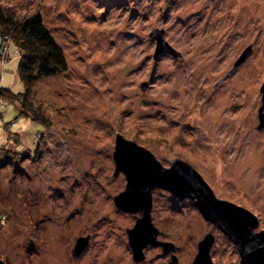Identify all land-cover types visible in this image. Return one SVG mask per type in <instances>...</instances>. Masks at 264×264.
<instances>
[{
	"label": "rangeland",
	"instance_id": "obj_1",
	"mask_svg": "<svg viewBox=\"0 0 264 264\" xmlns=\"http://www.w3.org/2000/svg\"><path fill=\"white\" fill-rule=\"evenodd\" d=\"M0 11L16 21L38 15L68 65L27 90L31 111L0 102V260L136 264L126 230L142 211L114 207L126 187L112 157L117 135L164 168L185 162L264 232V0H0ZM153 30L180 56L154 60ZM19 62L0 38V87L14 94L24 92ZM191 203L153 191L151 224L174 251L147 247L141 264H191L206 233L213 264H239L233 243ZM81 237L88 246L73 257Z\"/></svg>",
	"mask_w": 264,
	"mask_h": 264
},
{
	"label": "water",
	"instance_id": "obj_2",
	"mask_svg": "<svg viewBox=\"0 0 264 264\" xmlns=\"http://www.w3.org/2000/svg\"><path fill=\"white\" fill-rule=\"evenodd\" d=\"M149 38L156 42L154 60L165 50H170L174 58L180 56L164 41L162 31L153 30ZM249 53L250 49L244 51L235 66ZM260 93L259 125L256 129L258 132H264V82ZM112 157L115 174L122 173L126 179L124 192L114 198V207L131 214L142 211V217L136 220L135 226L126 231L134 263L140 264L144 261L143 251L147 247H162L163 253L166 254L174 251L172 244L157 240L158 230L150 221L152 193L155 189L162 188L174 198L191 201L202 219L233 243L240 257L239 264H264V232L255 233L259 225L258 219L242 207L217 199L211 188L191 166L175 159L169 168H164L149 151L121 135L115 138ZM214 242V237L206 233L196 245L197 253L191 264H212L210 252ZM87 246L88 238H79L71 255L80 256ZM171 260L176 263L174 256ZM0 264L5 263L0 260Z\"/></svg>",
	"mask_w": 264,
	"mask_h": 264
},
{
	"label": "trees",
	"instance_id": "obj_3",
	"mask_svg": "<svg viewBox=\"0 0 264 264\" xmlns=\"http://www.w3.org/2000/svg\"><path fill=\"white\" fill-rule=\"evenodd\" d=\"M0 38L9 39L20 55L16 75L24 89L23 93L14 94L0 87V102L22 101V106L31 111L25 101L27 90L42 80L65 73L68 65L64 53L38 15L16 21L0 11Z\"/></svg>",
	"mask_w": 264,
	"mask_h": 264
},
{
	"label": "flooded vegetation",
	"instance_id": "obj_4",
	"mask_svg": "<svg viewBox=\"0 0 264 264\" xmlns=\"http://www.w3.org/2000/svg\"><path fill=\"white\" fill-rule=\"evenodd\" d=\"M165 51L167 52V51H169V50H165ZM165 51H163V52H165ZM163 52H162V53H163ZM169 52H170V51H169ZM162 53H161V54H162ZM186 201H187V199H186ZM191 204H192V203H191ZM192 206H193V204H192ZM206 223H207V222H206ZM212 226H213V225H212ZM126 231H127V230H126ZM157 238H158V236H157ZM214 243H215V242H214ZM196 245H197V244H196ZM156 248H160V249H161V247H156ZM196 249H197V248H196ZM210 253H211V252H210ZM140 264H141V263H140Z\"/></svg>",
	"mask_w": 264,
	"mask_h": 264
},
{
	"label": "bare ground",
	"instance_id": "obj_5",
	"mask_svg": "<svg viewBox=\"0 0 264 264\" xmlns=\"http://www.w3.org/2000/svg\"><path fill=\"white\" fill-rule=\"evenodd\" d=\"M155 51H156V48H155ZM145 86V85H144ZM142 88H143V86H141ZM146 87V86H145ZM141 88V89H142ZM177 199H179V198H177ZM180 200H186V199H180ZM201 216V215H200ZM202 217V216H201ZM227 238V237H226ZM228 239V238H227ZM210 259H211V256H210ZM211 262H212V260H211ZM212 264H213V262H212Z\"/></svg>",
	"mask_w": 264,
	"mask_h": 264
}]
</instances>
